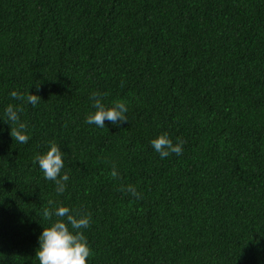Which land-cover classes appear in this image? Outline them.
<instances>
[{"label": "trees", "instance_id": "obj_1", "mask_svg": "<svg viewBox=\"0 0 264 264\" xmlns=\"http://www.w3.org/2000/svg\"><path fill=\"white\" fill-rule=\"evenodd\" d=\"M93 92L128 121L87 124ZM9 103L29 140L0 119V264H39L50 199L90 214L87 264H264V0H0ZM51 142L62 194L34 162Z\"/></svg>", "mask_w": 264, "mask_h": 264}, {"label": "clouds", "instance_id": "obj_2", "mask_svg": "<svg viewBox=\"0 0 264 264\" xmlns=\"http://www.w3.org/2000/svg\"><path fill=\"white\" fill-rule=\"evenodd\" d=\"M10 96L14 100L26 102L33 106L37 105L41 99L38 95L30 93L29 90L26 94L14 90L10 92ZM91 98L95 111L87 114L85 121L87 124L104 128L105 120L114 125L128 121L126 103L117 100L111 106H106L102 102V95L96 92L91 94ZM22 111V106L9 103L0 119L10 125L9 134L12 139L20 144H25L28 142L29 136L26 134L27 124L20 119L19 113ZM184 143L183 140L173 143L167 133L160 134L150 141L152 148L161 159L170 154L181 155ZM34 162L38 163L44 179L53 181L56 192L62 194L65 191L69 176L66 172L61 175L64 161L59 145L51 142L45 153H37L34 156ZM110 174L114 179L119 178V172L115 166L112 167ZM120 191L130 193L136 199L142 198L133 185H122ZM48 205L53 207H45L42 216L51 223L46 227L43 225L42 232L38 237L39 246L35 256L39 264H87V259L92 255V252L81 230L89 227L90 214L82 213L79 209H70L67 206L59 205L51 199L48 201ZM53 217L56 219L53 220Z\"/></svg>", "mask_w": 264, "mask_h": 264}]
</instances>
